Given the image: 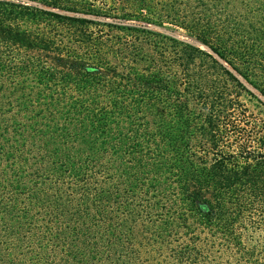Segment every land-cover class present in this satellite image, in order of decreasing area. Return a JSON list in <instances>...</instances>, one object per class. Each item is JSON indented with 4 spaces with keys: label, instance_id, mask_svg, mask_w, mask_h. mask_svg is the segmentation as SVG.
Wrapping results in <instances>:
<instances>
[{
    "label": "trees",
    "instance_id": "16d2710c",
    "mask_svg": "<svg viewBox=\"0 0 264 264\" xmlns=\"http://www.w3.org/2000/svg\"><path fill=\"white\" fill-rule=\"evenodd\" d=\"M0 264H264V0H0Z\"/></svg>",
    "mask_w": 264,
    "mask_h": 264
},
{
    "label": "rangeland",
    "instance_id": "374dc122",
    "mask_svg": "<svg viewBox=\"0 0 264 264\" xmlns=\"http://www.w3.org/2000/svg\"><path fill=\"white\" fill-rule=\"evenodd\" d=\"M156 29H160L162 31H165L171 35H174L176 37H178L181 40L187 41V42H191V43H195V44H200L199 42H197L190 34H188L185 30L180 29V28H171V27H167V28H159L156 26H152ZM202 45V44H200ZM203 47H205L204 45H202Z\"/></svg>",
    "mask_w": 264,
    "mask_h": 264
},
{
    "label": "water",
    "instance_id": "95a60500",
    "mask_svg": "<svg viewBox=\"0 0 264 264\" xmlns=\"http://www.w3.org/2000/svg\"><path fill=\"white\" fill-rule=\"evenodd\" d=\"M212 52V51H211Z\"/></svg>",
    "mask_w": 264,
    "mask_h": 264
}]
</instances>
